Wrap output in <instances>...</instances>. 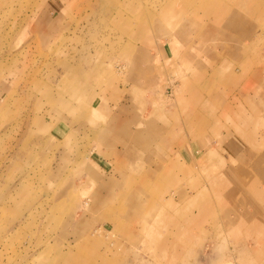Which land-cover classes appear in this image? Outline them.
<instances>
[{"label": "rangeland", "instance_id": "1", "mask_svg": "<svg viewBox=\"0 0 264 264\" xmlns=\"http://www.w3.org/2000/svg\"><path fill=\"white\" fill-rule=\"evenodd\" d=\"M242 53L264 71V0H0V264H264V123L229 98L191 147L135 127ZM220 119L235 154L212 156Z\"/></svg>", "mask_w": 264, "mask_h": 264}, {"label": "crops", "instance_id": "2", "mask_svg": "<svg viewBox=\"0 0 264 264\" xmlns=\"http://www.w3.org/2000/svg\"><path fill=\"white\" fill-rule=\"evenodd\" d=\"M176 20V18L174 19ZM173 20V21H174ZM181 20V19H180ZM233 22V21H232ZM173 23V22H172ZM169 24V26H173V24ZM178 27H181L182 25L180 24V22L177 23ZM176 25V24H175ZM165 26H166V22L163 23V29L165 30ZM212 27V26H211ZM153 28V27H150ZM162 30V31H164ZM151 31V30H150ZM209 32L210 33H214L217 32V28H210L209 27ZM164 43H166V46L163 45ZM176 44V40L173 42V40H169L167 39V41L165 42L163 40V42H160L159 44H157V54H168V50L171 49H175L174 45ZM178 46L180 47L181 44L179 42H177ZM171 45V47H170ZM192 44H190L189 46H187L188 50L186 48H184V51L180 53L179 55V61L177 62V66L182 67L181 65V60L183 58V54L187 51H189V48L191 47ZM182 47V46H181ZM180 47V48H181ZM197 46H194L192 48H195ZM138 51L141 53V51H147V53H151L148 52V50L146 48L137 47ZM214 48H210L209 52L211 51V54L213 52ZM152 55V54H151ZM183 55V56H182ZM230 53L227 52V56H229ZM182 57V58H181ZM234 57L237 60V63H231L232 61L227 57L226 59L221 58L222 60L218 61V64L216 63V65H218L217 67H214L211 71L210 74H206V75H198L199 73L195 72L194 70L190 69V71L188 73H184L181 75L180 78H178V82L179 84L177 85V89L175 90V93L177 92V96L174 99L175 101L173 102L172 105H168V110L163 111V123H162V128L161 131L160 127L155 126L152 127V123H150L149 121L145 120V117L142 119L140 118L136 124V129L141 130V124L144 125V127L146 129H148V127L152 130H148V133L143 130V132L145 131L144 134L147 133V137L149 139H151L152 137H157L155 135H157L159 132H164L163 134H165L166 132H169L168 136H173L172 135V131L175 132V130L177 131V140L176 141H166V142H161V145H173V146H177V147H181L182 145L185 147L186 145H195L194 142H190L189 140L187 141V134H188V130H191L192 128H196V123L201 120L198 118L199 115L204 114V112L206 111H211L210 107H212V111L211 112H217V114H222L224 113V109L225 107H227V99H233V100H237V101H241L239 104L243 106V108L245 110H247L248 108V117L247 119H249L250 121H259V123H264V91H262V89L264 88V71L262 68H258L255 63H253L250 59V54L246 53H242L241 57L239 58V54L234 55ZM174 60V58L169 57V59H167L165 61L164 58H154L155 62H161L162 61L168 62L171 60ZM231 61V62H230ZM186 62H184L185 64ZM224 63H226L227 65H229V68H222L224 66ZM225 64V65H226ZM222 65V66H221ZM232 69V70H231ZM194 73V75H192L191 73ZM262 72V73H261ZM204 74V73H203ZM151 76V75H149ZM152 77V76H151ZM150 78L147 79V83H149ZM253 81H257L258 82V86L256 90H253L252 93H248V94H241L239 92H243L242 89H244L246 87V85L248 83H251ZM155 86V82L154 79H151L150 83H153ZM233 83H236L234 87L236 90L239 89V92L236 93L235 95H230V93L227 91L228 87L231 86ZM206 84H208V86H206ZM153 86H148V84L145 86L147 89L151 88ZM196 87V89L194 88ZM130 88L132 89H137L139 90L138 86L134 87L132 85H130ZM202 88H206V90L204 91V93H202L203 99H200L199 97H197L196 95L193 96L192 93L197 92V94L200 92L198 90H201ZM163 94V93H162ZM201 94V92H200ZM196 96V97H195ZM195 97V98H194ZM164 98V97H163ZM200 100H197V99ZM189 107V108H188ZM214 109V111H213ZM121 114L122 115H126V117L124 119H126V121L129 123H132L134 120V112L133 110H130V107L123 106L120 109ZM220 118V117H218ZM223 120V119H222ZM222 120L220 119L219 121L216 122V126L213 132V135H215L214 140H215V145L217 146L216 149H214L213 151H211L214 155L212 156H216L220 150H226L229 151L227 148L228 146H233L235 145L234 140L232 141L231 137H230V127L229 125H225ZM169 123L170 125H168L167 123ZM175 122V123H174ZM163 124H164V128H163ZM171 124L173 126H171ZM174 124H176V128L174 127ZM195 124V127H192V125ZM139 127V128H138ZM142 132V130H141ZM150 134V135H148ZM162 134V135H163ZM142 136V135H141ZM158 139L161 137H157ZM158 141V140H157ZM225 141V142H224ZM150 143H153L152 141ZM191 147V146H190ZM180 151V148L179 150ZM104 152V151H102ZM230 153L235 154V150L233 151H229ZM106 153V152H104ZM189 154H191V158L193 159L194 156H196L195 151H193V148L189 150ZM241 161H249L254 162L259 160V158H253L249 156V153L246 157H241L240 159ZM255 163V165H256ZM234 167V166H232ZM246 168H249V166L242 168L243 171H246ZM250 170V169H249Z\"/></svg>", "mask_w": 264, "mask_h": 264}]
</instances>
